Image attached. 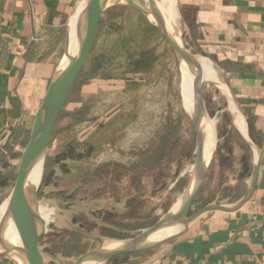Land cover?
Returning <instances> with one entry per match:
<instances>
[{
    "label": "rangeland",
    "instance_id": "374dc122",
    "mask_svg": "<svg viewBox=\"0 0 264 264\" xmlns=\"http://www.w3.org/2000/svg\"><path fill=\"white\" fill-rule=\"evenodd\" d=\"M175 2L179 13L175 22L181 30L184 11L180 0ZM205 84L203 99L216 144L190 213L244 191L234 168L250 156L232 124L226 96L220 88ZM194 143L181 95L180 68L170 46L135 9L109 8L56 120L38 188L43 233L38 247L44 264H59L58 258L72 262L96 245L59 217L97 230L110 243L135 235L163 216L187 186ZM241 148L237 156L235 151ZM13 154L14 164L5 165ZM5 156L0 162V200L14 184L21 151L8 149ZM219 190L221 198L214 199ZM72 204L88 209H72ZM142 253L117 256L106 264H132Z\"/></svg>",
    "mask_w": 264,
    "mask_h": 264
},
{
    "label": "crops",
    "instance_id": "0c3cea01",
    "mask_svg": "<svg viewBox=\"0 0 264 264\" xmlns=\"http://www.w3.org/2000/svg\"><path fill=\"white\" fill-rule=\"evenodd\" d=\"M83 1L0 0V162L8 149L22 154L35 111L64 53L67 23ZM180 2L185 43L212 63L225 91L214 86L233 100L234 111L228 102L232 124L250 150L248 161L234 168L244 191L218 200L219 190L212 201L233 204L242 198L258 159L256 183L239 209L201 215L183 234L143 252L132 264H264V0ZM15 154L3 163L14 164ZM0 264L17 263L5 257Z\"/></svg>",
    "mask_w": 264,
    "mask_h": 264
},
{
    "label": "water",
    "instance_id": "95a60500",
    "mask_svg": "<svg viewBox=\"0 0 264 264\" xmlns=\"http://www.w3.org/2000/svg\"><path fill=\"white\" fill-rule=\"evenodd\" d=\"M145 1L146 4L142 6L134 0H125L124 2L84 0L80 10L74 13L77 36L76 47L73 53L69 49L68 21L64 53L57 67L54 69L46 91L35 111L29 137L22 151L16 178L8 197L6 216L0 218V261L5 257H9L17 264H44L42 253L38 247L40 236L43 235L39 228L37 214L38 188L41 183L53 129L92 51L99 22L104 13L113 6H127L138 11L168 43L180 68V74L182 67H187L189 70L192 76V108L191 112L187 113L195 135L194 161L187 186L175 203L177 204V208L174 209L172 206L150 226L140 230L131 237L107 243L106 239L97 230H87L66 218L59 217L69 228L96 242L94 247L76 256L72 262H66L64 259L58 258L59 264H106L117 256L151 250L183 234L193 220L207 212L215 210L230 212L239 209L254 191L258 159L255 163L248 191L236 203L210 202L190 213L192 202L202 187L212 157L211 154L210 158L206 161L204 152L207 135L206 128L210 121L203 99V85L206 81L203 78L197 57L183 42V24L181 30L176 27L175 33L169 32L158 9L157 1ZM74 14L72 15L74 16ZM208 83L221 86L218 82L212 81ZM38 163H41L39 181L37 185H30L29 174ZM70 207L76 210L88 209V206L79 204H72ZM10 217L14 223V230L18 235V240L14 244L7 242L4 237V226L6 220L10 219ZM168 229H173V231L160 237L150 238L157 232Z\"/></svg>",
    "mask_w": 264,
    "mask_h": 264
},
{
    "label": "bare ground",
    "instance_id": "6f19581e",
    "mask_svg": "<svg viewBox=\"0 0 264 264\" xmlns=\"http://www.w3.org/2000/svg\"><path fill=\"white\" fill-rule=\"evenodd\" d=\"M124 1L125 0H110V2H124ZM156 1H157L158 9H159V11L163 17V20L167 26V29L169 30V32L175 33L177 30L176 27L178 25V21L175 22V19L177 18L176 15L178 14L176 2H175L176 0H156ZM82 5H83V2L79 5V7L77 8V11L80 10ZM76 36H77L76 17L74 14V16L72 15L70 20H69V49H70L71 53H73L75 51ZM197 61L199 62V66L201 68L203 78L205 79L206 83L212 82V81L217 82L218 78L216 76V72H215L214 67L211 66L203 57H197ZM191 79H192V76H191L189 70L187 69V67H182V71H181V95H182L185 110L188 113L191 112V108H192ZM221 89L223 92L225 91V88L223 86ZM228 102H229V109L231 111H234L235 110V104L233 103V100L228 101ZM239 116H241V115H239ZM239 119H241V117ZM239 121L241 123V120H239ZM235 123H236V125L238 124L237 119L235 120ZM240 129L241 128H239V130ZM206 132H207V135H206V140H205V144H204V152H205V157H206V161H207L210 158V156L214 150L215 141H216L214 129H213V126L210 123V121H209V124L207 125ZM40 164L41 163H38L37 165H35L29 174L30 185H32V184L37 185V183L39 181L40 170H41ZM7 206H8V198L0 204V218L6 216ZM173 208L174 209L177 208V204L173 205ZM53 215H51L50 217L54 218ZM39 222H40V220H39ZM171 231H173V229L163 230L162 232H157L156 234L152 235L150 238L152 239V238L160 237L164 234L170 233ZM4 237H5V240L7 242L13 243V244L16 243L18 240V235H17L16 231L14 230V223H13L11 217H10V219L6 220V224L4 226Z\"/></svg>",
    "mask_w": 264,
    "mask_h": 264
}]
</instances>
